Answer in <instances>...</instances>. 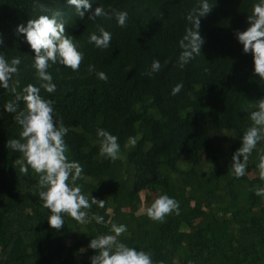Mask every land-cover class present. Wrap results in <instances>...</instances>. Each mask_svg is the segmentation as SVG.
I'll use <instances>...</instances> for the list:
<instances>
[{"label": "trees", "instance_id": "trees-1", "mask_svg": "<svg viewBox=\"0 0 264 264\" xmlns=\"http://www.w3.org/2000/svg\"><path fill=\"white\" fill-rule=\"evenodd\" d=\"M93 2L126 10V26L117 27L114 19L86 20L87 14L82 20L66 0H45L46 7L64 13L65 30L80 42L85 58L76 72L53 65L56 92L42 93L55 99L69 127L66 155L83 165L82 190L104 200V208L93 204L88 211L104 215L109 226L125 223L121 239L151 249L165 264H264V198L251 191L260 183L255 163L264 146L249 157L246 176L231 175V155L250 124L247 112L264 95V81L252 74L251 55L234 37L247 26L252 0H210L212 11L200 18L201 54L183 69L176 65L177 40L188 23L184 15L197 0ZM142 2L151 5L150 17ZM38 14L31 0H0V51L22 57L21 85L36 83L30 67L34 52L15 27ZM96 23L113 34L108 49L87 43ZM153 58L161 70L147 76ZM88 64L108 79H97ZM177 82L184 88L169 95ZM11 98L9 90L0 89V106ZM12 117L0 109V264H90L91 236L108 226L79 224L67 216L59 230L48 225V210L35 196L38 174L21 173V154L6 147L8 138L18 136ZM98 126L119 137L120 159L98 155ZM128 136L137 138L135 147H124ZM165 192L179 202V214L160 222L139 213Z\"/></svg>", "mask_w": 264, "mask_h": 264}, {"label": "clouds", "instance_id": "clouds-1", "mask_svg": "<svg viewBox=\"0 0 264 264\" xmlns=\"http://www.w3.org/2000/svg\"><path fill=\"white\" fill-rule=\"evenodd\" d=\"M34 9L40 14L30 18L26 23L17 24L15 34L22 35L30 49L33 50L30 67L36 83L21 85L19 80L22 57L13 55L6 57L0 51V89L9 90L12 98L6 100L0 109L13 114V120L19 125L18 136L8 138L6 147L20 153L17 163L19 171L28 174L29 169L38 174V189L35 196L48 210L47 222L53 229H61L65 225V217H71L79 224L108 226L106 232H99L88 243V248L95 250L90 257V264H165L163 260H155L151 249L139 244H129L121 239L128 226L125 223H111L104 215L88 211L94 204L104 208V200L85 193L78 180L82 179L84 168L79 160L69 159L66 155L68 144L66 136L69 127L65 126L62 117L55 108V99L42 93L54 94L57 85L53 74L49 71L53 65L79 70L85 58L80 42L65 30L64 13L60 8L46 7L45 0H31ZM72 7L76 17L95 22L97 18L114 19L117 27L123 28L128 20V12L124 9L106 8L104 2L96 4L91 0H66ZM148 3L142 2V9L150 13ZM214 7L210 0H197V6L190 8L184 15L188 22L183 34L177 40L178 54L176 65L183 69L201 54L204 38L201 36L200 18L209 14ZM247 26L243 30H235L234 37L242 46L244 54L252 58V74L264 81V0H252L251 10L247 12ZM113 34L103 24L96 23L95 30L89 32L87 43L96 49H108ZM0 44L3 37L0 36ZM88 71L94 72L97 79L106 81L107 73L96 70L88 64ZM161 70L159 59L153 58L145 75L152 76ZM208 72V68H203ZM184 88L183 82L175 83L169 95L176 96ZM21 104L23 105L21 107ZM250 124L240 132L239 147L231 155V175L239 179L246 176L249 157L258 146H264V95L254 100L252 110L247 112ZM95 136L98 143V155L116 161L121 158L119 137L104 127H96ZM137 138L128 136L124 147H135ZM260 183L253 185V195L264 198V152L258 151L255 163ZM180 205L175 197L162 193L155 196L144 210L149 220L162 222L170 213L179 214ZM188 264H193L188 261Z\"/></svg>", "mask_w": 264, "mask_h": 264}, {"label": "rangeland", "instance_id": "rangeland-1", "mask_svg": "<svg viewBox=\"0 0 264 264\" xmlns=\"http://www.w3.org/2000/svg\"><path fill=\"white\" fill-rule=\"evenodd\" d=\"M93 4V3H92ZM151 7V5H149V8ZM146 15L148 16V17H150V13H146ZM144 193H142V197H143V199H144ZM147 206H148V204H143L142 205V207H141V209H140V211H139V213H144V210L147 208Z\"/></svg>", "mask_w": 264, "mask_h": 264}]
</instances>
